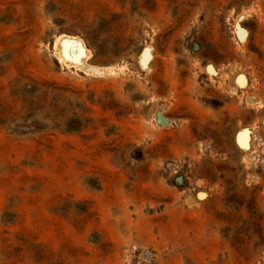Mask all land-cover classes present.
<instances>
[{"label": "rangeland", "instance_id": "rangeland-1", "mask_svg": "<svg viewBox=\"0 0 264 264\" xmlns=\"http://www.w3.org/2000/svg\"><path fill=\"white\" fill-rule=\"evenodd\" d=\"M0 264H264V0H0Z\"/></svg>", "mask_w": 264, "mask_h": 264}, {"label": "bare ground", "instance_id": "bare-ground-1", "mask_svg": "<svg viewBox=\"0 0 264 264\" xmlns=\"http://www.w3.org/2000/svg\"><path fill=\"white\" fill-rule=\"evenodd\" d=\"M76 45H81V44L78 42L77 43H70V44L68 43V46L66 45V48H65V54L67 55L68 58L72 59L73 61L79 62L82 60V54H81V51L79 50V48L76 47ZM82 48L84 50L83 52H85L84 47H82ZM245 133H247V132H245ZM248 134L249 133L243 134L241 137L242 142L244 143V145L241 144L243 147L246 146V144L248 143V140L250 139L248 137ZM248 145H249V143H248ZM248 145L246 146L247 148L249 147Z\"/></svg>", "mask_w": 264, "mask_h": 264}, {"label": "water", "instance_id": "water-1", "mask_svg": "<svg viewBox=\"0 0 264 264\" xmlns=\"http://www.w3.org/2000/svg\"><path fill=\"white\" fill-rule=\"evenodd\" d=\"M76 47L79 48V50L81 51V54H82V56H83V53H84L83 51H84V50H83L82 46H81V45H76ZM148 59H149V55L147 56V60H148Z\"/></svg>", "mask_w": 264, "mask_h": 264}]
</instances>
